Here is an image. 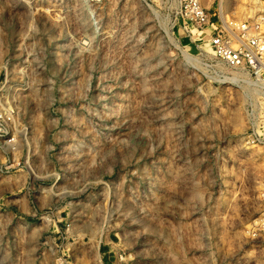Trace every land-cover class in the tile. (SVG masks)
<instances>
[{
	"label": "rangeland",
	"instance_id": "obj_1",
	"mask_svg": "<svg viewBox=\"0 0 264 264\" xmlns=\"http://www.w3.org/2000/svg\"><path fill=\"white\" fill-rule=\"evenodd\" d=\"M179 10L0 0V264H264V80Z\"/></svg>",
	"mask_w": 264,
	"mask_h": 264
},
{
	"label": "built area",
	"instance_id": "obj_2",
	"mask_svg": "<svg viewBox=\"0 0 264 264\" xmlns=\"http://www.w3.org/2000/svg\"><path fill=\"white\" fill-rule=\"evenodd\" d=\"M179 9L185 23L194 26L199 37L208 38L218 60L231 68L247 70L256 80H264V34H249V28L243 24L240 33L236 32L237 26L222 27L213 20L202 0H179Z\"/></svg>",
	"mask_w": 264,
	"mask_h": 264
},
{
	"label": "bare ground",
	"instance_id": "obj_3",
	"mask_svg": "<svg viewBox=\"0 0 264 264\" xmlns=\"http://www.w3.org/2000/svg\"><path fill=\"white\" fill-rule=\"evenodd\" d=\"M222 7V4H221V2H220V8Z\"/></svg>",
	"mask_w": 264,
	"mask_h": 264
}]
</instances>
